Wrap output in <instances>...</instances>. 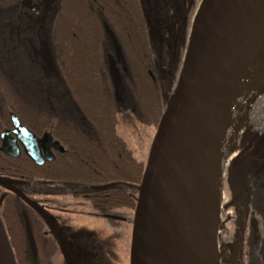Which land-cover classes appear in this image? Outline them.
<instances>
[{"label":"trees","instance_id":"16d2710c","mask_svg":"<svg viewBox=\"0 0 264 264\" xmlns=\"http://www.w3.org/2000/svg\"><path fill=\"white\" fill-rule=\"evenodd\" d=\"M165 3L54 0L40 18L19 0H0V134L11 128L14 114L64 148L41 165L23 152L10 157L0 151V179L40 208L42 196L64 191L97 213L134 211L145 162L135 158L117 125L119 114L129 112L141 124L157 126L166 106L151 30L160 17L166 23ZM253 127L248 148L233 165L244 212L255 214L248 218L249 264H264V124ZM0 217L17 264H53L58 242L46 238V222L1 186Z\"/></svg>","mask_w":264,"mask_h":264},{"label":"water","instance_id":"95a60500","mask_svg":"<svg viewBox=\"0 0 264 264\" xmlns=\"http://www.w3.org/2000/svg\"><path fill=\"white\" fill-rule=\"evenodd\" d=\"M28 1L23 0V5ZM52 1L43 0L45 9ZM263 3L264 0H201L176 86L156 126L137 188L129 264H211L196 239L187 208L189 158L193 143L204 153L208 150L202 129L212 126L211 112L217 99L216 84L223 80L222 67L230 60L241 26L246 23L252 26ZM253 47L255 83L248 116L249 121L264 124V44ZM10 119L12 129L0 134V151L4 154L18 157L21 146L27 157L41 165L53 159L50 147L63 151L49 133L37 139L16 115L11 114ZM0 186L48 219L12 183L0 179ZM0 264H17L1 217Z\"/></svg>","mask_w":264,"mask_h":264},{"label":"rangeland","instance_id":"374dc122","mask_svg":"<svg viewBox=\"0 0 264 264\" xmlns=\"http://www.w3.org/2000/svg\"><path fill=\"white\" fill-rule=\"evenodd\" d=\"M201 0H187V12L185 13V18L178 16V8L180 7L181 0H173L172 5L165 12L166 24L170 27L171 32L177 34L179 47L172 55V50L158 48V53L160 56L159 73L160 77L163 79L164 92L166 98L168 99L173 92L176 82L179 76V72L182 66L184 53L187 46V41L191 29V25L200 4ZM183 9V8H182ZM177 10V11H176ZM158 22H155L156 25ZM161 23V20L157 25ZM172 35V34H171ZM170 35V36H171ZM163 41L165 38L163 37ZM167 42H170L167 40ZM253 94H251L239 105L238 118H248V123L238 131L237 142L239 148L235 154H233L224 165L223 169V197L220 206L219 220L220 229L217 232L216 242H217V256L216 260L218 264H249V216L255 218V214L252 213L250 208H247V215L244 212V207H242V193L241 185H239L238 175L236 166L233 165L234 160L241 156L244 145L248 141L247 132L253 129L255 126V121H249V110L251 105V99ZM156 126L143 125L129 113L121 112L119 114V122L117 125L118 134L125 140L127 146L132 151L135 158L139 161L145 162L149 147L151 145L152 138L154 136ZM237 176V177H236ZM44 206L49 208L53 216H58V208L64 202H70V199L61 197L59 195L42 196ZM83 210L89 208L85 200H81ZM68 206V205H67ZM55 210V211H54ZM125 212V217L133 218L132 210H121ZM251 211V212H250ZM67 212V210H66ZM249 214V215H248ZM66 215V214H65ZM69 215V214H68ZM67 215L69 222L77 227L87 226L88 228L96 227L97 230L101 229V224L104 227L106 222L99 218L90 216H74ZM245 216V217H244ZM59 217V216H58ZM61 217V216H60ZM59 217V218H60ZM256 216V222L261 228V224ZM53 219V218H52ZM92 223V226L89 224ZM94 224V226H93ZM257 225V224H256ZM255 225V226H256ZM132 231V220L130 222L119 223L117 227L110 231L113 235V240L116 245V250L125 252V257L127 251H130V240ZM100 232V231H99ZM122 253V252H120Z\"/></svg>","mask_w":264,"mask_h":264},{"label":"bare ground","instance_id":"6f19581e","mask_svg":"<svg viewBox=\"0 0 264 264\" xmlns=\"http://www.w3.org/2000/svg\"><path fill=\"white\" fill-rule=\"evenodd\" d=\"M263 28L264 3L252 26H241L230 60L222 67L223 80L216 84L217 99L211 112L212 126L202 129L208 150L204 153L193 143L190 153L187 208L193 232L211 264H218L216 236L220 229L223 169L239 148L238 131L248 123V118L237 116L240 103L251 94L255 83L253 46L264 44V34L259 35Z\"/></svg>","mask_w":264,"mask_h":264},{"label":"flooded vegetation","instance_id":"af4514ba","mask_svg":"<svg viewBox=\"0 0 264 264\" xmlns=\"http://www.w3.org/2000/svg\"><path fill=\"white\" fill-rule=\"evenodd\" d=\"M19 1L21 7H26L28 9L27 12L33 11L34 14H39L38 16L40 18H43L54 0L50 2V4H48L46 9L43 0H29L28 3L24 5L22 3L23 0H19ZM167 3H170L172 5L173 0L170 1L166 0L165 7L170 8V5H168ZM187 6H188L187 0H181V4H180L181 8H178L179 9L178 16L181 17L182 20L183 18H185L186 15L185 13L188 11ZM160 20L161 23L159 25H157L158 23L156 25H152L151 30L157 39L158 48L160 47L161 49L170 48L172 50V55H173L174 52L177 50V47H179L177 34L171 32L172 30H170L168 24L165 23L163 17L162 18L160 17L158 22ZM163 37L165 38V41H163ZM167 40H169L170 42H167ZM159 59H161L160 56ZM8 129H12V126L11 128ZM45 132L49 133L48 131H43L41 134H35L34 132L32 133L37 137V139H40ZM247 145L248 144L246 143V146ZM254 145L256 146L255 143H253V146ZM49 149L54 157L52 160H46L45 162L53 161L55 158V153L61 152L53 147H50ZM244 149H245V145H244ZM249 149H252V147L250 146ZM21 152H23V150L22 147L20 146V153ZM59 194H60L59 196L61 197L70 199V202H64L60 204L62 206H60L58 208L59 210L57 211L58 216L59 217L61 216L60 218L58 216L57 217L53 216L50 212L53 210H50L49 208L45 207L44 206L45 204L41 206L42 208H40L36 203H34L33 200H31L28 197L31 201H33V203L39 209L43 210V212L48 216V219L43 218L44 221L46 222V228L48 232V234L45 235L46 238L48 239L53 238L56 242H58L57 243L58 249L55 251L52 257L53 264H129V252L127 251L125 257V252L116 250V245L113 240L114 236L111 235L110 233V231L115 227H117L119 223H122L124 221L130 222L128 220V217H125L123 215V213L125 212L117 211L115 213H97L95 209L87 201L85 202L87 205H89V208L83 210L81 208L82 202L80 198H72L64 191L63 192L59 191ZM68 214L77 217L81 215L90 216L89 218H92V216L93 217L97 216L103 219L106 222V224L104 225V227L101 224L102 230H97L96 227L93 228H88L87 226L77 227L76 225H73L72 223L69 222V219L67 218ZM89 225L92 226V223ZM53 227L56 228L58 235L54 232Z\"/></svg>","mask_w":264,"mask_h":264}]
</instances>
